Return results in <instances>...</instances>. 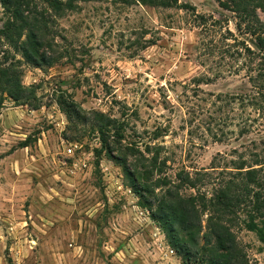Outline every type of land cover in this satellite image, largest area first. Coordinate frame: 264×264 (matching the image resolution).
I'll use <instances>...</instances> for the list:
<instances>
[{
    "label": "rangeland",
    "instance_id": "obj_1",
    "mask_svg": "<svg viewBox=\"0 0 264 264\" xmlns=\"http://www.w3.org/2000/svg\"><path fill=\"white\" fill-rule=\"evenodd\" d=\"M178 1L168 9L78 2L63 16L36 1L32 12L53 42V64L42 67L2 35L10 14L0 5V63L15 64L35 89L28 106L0 93V264H184L101 153L93 125L100 112L124 124L121 147H160L171 177L264 142V112L229 99L257 92L259 62L246 53L259 52L255 40L215 0ZM243 119L253 123L245 137ZM234 231L250 263L264 264L258 237Z\"/></svg>",
    "mask_w": 264,
    "mask_h": 264
},
{
    "label": "trees",
    "instance_id": "obj_2",
    "mask_svg": "<svg viewBox=\"0 0 264 264\" xmlns=\"http://www.w3.org/2000/svg\"><path fill=\"white\" fill-rule=\"evenodd\" d=\"M36 1L46 4L55 16H63L75 11L78 2L97 0H0V5L10 14L2 35L29 64L42 67L53 64V58L47 55L53 42L46 37L47 24L32 12ZM112 1L165 9L179 6L178 0ZM215 1L222 9L236 15L238 29L251 36L259 49L256 54L246 48L249 57L259 62L257 75L251 78L257 92L229 99L239 101L244 109L263 113L264 22L259 13H264V0ZM197 83L200 86L206 84V80L200 79ZM0 93L17 105L28 106L35 89L23 86L15 64L0 63ZM61 105L72 122L82 119L74 102L65 101ZM94 116V131L101 141V153H107L123 170L140 205L150 212L151 219L164 232L184 264H251L234 228L240 226L254 233L264 245V142L254 143L242 151L235 150L231 155H219L209 171L180 169L171 177L167 174L169 160L163 158L160 147L147 144L144 152L136 144L121 147L124 124L100 112H95ZM252 128L253 123L243 119L240 135L245 137ZM113 129L117 131L112 136Z\"/></svg>",
    "mask_w": 264,
    "mask_h": 264
},
{
    "label": "built area",
    "instance_id": "obj_3",
    "mask_svg": "<svg viewBox=\"0 0 264 264\" xmlns=\"http://www.w3.org/2000/svg\"><path fill=\"white\" fill-rule=\"evenodd\" d=\"M68 153H69V154H72V153H73L72 148H70V149L68 150Z\"/></svg>",
    "mask_w": 264,
    "mask_h": 264
}]
</instances>
